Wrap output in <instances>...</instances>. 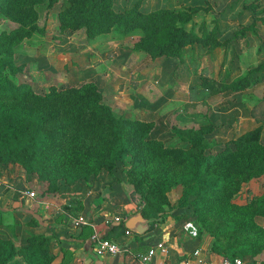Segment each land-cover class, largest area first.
Returning <instances> with one entry per match:
<instances>
[{
    "label": "rangeland",
    "instance_id": "rangeland-1",
    "mask_svg": "<svg viewBox=\"0 0 264 264\" xmlns=\"http://www.w3.org/2000/svg\"><path fill=\"white\" fill-rule=\"evenodd\" d=\"M69 1L16 6L0 0V59L19 68L15 75L2 68L0 77L14 87L27 83L36 95L63 92L51 100L0 92V180L33 201L13 216L0 208V239L17 252L8 264H29L21 252L37 249V235L49 238L46 251L58 256L53 263L74 264L38 222L35 199L77 209L88 187L121 177L140 210L191 226L204 261L213 253L236 254L264 264V0L109 1L124 16L137 6L144 15L194 9L184 27L207 45L185 46L180 60L152 58L138 46L140 27L124 32L115 22L96 35L84 26L63 27ZM168 31L164 25L160 33ZM261 124L262 147L236 149L237 138ZM10 126L19 129L17 139H8ZM37 129L43 134L38 151L30 140ZM191 130L203 133L212 154L225 147L246 153L221 157L194 181L186 160L197 153ZM124 135L132 151L111 164Z\"/></svg>",
    "mask_w": 264,
    "mask_h": 264
},
{
    "label": "trees",
    "instance_id": "trees-1",
    "mask_svg": "<svg viewBox=\"0 0 264 264\" xmlns=\"http://www.w3.org/2000/svg\"><path fill=\"white\" fill-rule=\"evenodd\" d=\"M110 0H70L69 8L65 10L62 14V26H84L88 31H91V34H100L107 32L110 26L117 22L118 24L123 23L125 25L124 32L133 30L137 27L141 28L143 35L141 36V41L138 44L144 51H146L152 58L157 56H167L180 60L182 57L183 48L187 45L194 43H201L207 45V40L203 37L198 36L193 31H188L185 29L184 25L189 23L193 17L194 9L186 8L183 10L174 11L168 8H161L151 13L144 15L138 11V6L135 9L130 10L124 16L121 13H115L109 6ZM52 3L53 0H14V5H32L39 3ZM133 14L134 17L129 19L130 15ZM145 20V21H141ZM169 26V31L167 34L160 33L163 26ZM244 32H241L240 36H244ZM1 53V52H0ZM7 57L0 59V72L2 68L8 67L9 73L15 75L19 68L15 67L13 64L5 60ZM3 74V73H2ZM0 84L5 86V89H1V93L6 94L8 97H35L39 100H51L63 97V92L56 91L55 89L51 90L48 93L43 95L33 94L28 91L29 85L27 83L22 84L21 87H14V82L12 79L7 78L6 75L0 77ZM248 84V83H247ZM246 84V85H247ZM80 89V88H79ZM240 89L239 86H235V90ZM77 88L69 89V91H76ZM264 100V96H263ZM43 119V118H40ZM263 129V124L257 126L256 128L249 130L239 136L237 139L240 140L236 149H244L248 145H254L255 147H262L258 142L259 135ZM8 139L15 138L19 136V129L13 126L8 128ZM190 137V143L193 147H197V153L186 157V160L189 162V165L192 168L191 177L194 181L200 179V175H204L207 170V167L210 164L218 161L221 157L228 155H241L246 153V151H234L230 148L225 147L222 151L215 152L214 154L206 151V146L203 141V133L201 131H192ZM31 147H37L42 145L43 134L39 129L36 132L33 131V134L30 137ZM4 142H7V139H4ZM132 151V147L129 144L128 137L126 135L119 136L116 144L112 149V161L117 159H122L123 156L128 152ZM264 155V153H263ZM244 165H249L248 161ZM110 167V166H109ZM143 216L146 218H154L153 225L164 220L160 216H151L147 214L144 210H141ZM38 224V223H37ZM152 227V225H151ZM126 228L123 225V222L111 227L110 231L106 235L108 239L114 240L121 235H125ZM43 236L37 235V239L41 238L40 242L37 243V249L33 250L30 254L26 255L25 252H21L26 256L27 262L29 264H40V256L44 253H47L45 248V243H48L49 238L47 235ZM63 250V256L66 252ZM17 254L14 247L8 246L7 241L0 239V264H8L9 261ZM44 257L45 264H52L53 260L58 256L54 253H51L50 250ZM219 255V254H218ZM229 258H238V255H221ZM56 257V258H55ZM65 257V256H64ZM53 264H64V263H53Z\"/></svg>",
    "mask_w": 264,
    "mask_h": 264
},
{
    "label": "crops",
    "instance_id": "crops-1",
    "mask_svg": "<svg viewBox=\"0 0 264 264\" xmlns=\"http://www.w3.org/2000/svg\"><path fill=\"white\" fill-rule=\"evenodd\" d=\"M132 191L133 189L128 187L126 180L122 177L111 182H99L84 191L78 203L79 207L75 209L76 205H74L72 210L70 208L73 204L65 202L60 205L61 203L54 201H48L47 204L44 197L37 196L35 199L37 202L34 201L37 205V220L45 230L55 234L60 241V248L71 253L68 258L71 257L74 264H86L88 259L87 264H127L130 254L144 253L157 242H163L167 246V253L164 256L157 253L151 264H176L183 260H190L191 264H200L199 260L204 261L202 256L204 251L200 248L194 231L189 230L191 226L173 215H167L163 221L154 224V228L149 227L142 235L131 233L114 239L125 247L126 252L115 256L97 257L90 246V235L94 232L107 235L111 227L115 226L104 223L106 215L112 214L126 219L133 211L140 210L135 205ZM32 204L33 201L22 195L17 187L0 180L1 210L13 216L21 211H29ZM72 212H76L75 215H72ZM78 215L85 216L88 225L73 227L72 219ZM196 248H200L201 253L195 259L190 256V253ZM221 257L213 253L209 256L208 262L220 264ZM243 262L258 264L257 259H249L247 256L243 257Z\"/></svg>",
    "mask_w": 264,
    "mask_h": 264
},
{
    "label": "built area",
    "instance_id": "built-area-1",
    "mask_svg": "<svg viewBox=\"0 0 264 264\" xmlns=\"http://www.w3.org/2000/svg\"><path fill=\"white\" fill-rule=\"evenodd\" d=\"M29 195H33L32 192H29ZM125 219L121 218L120 216L116 215H106L104 218V223L108 226L117 225L121 222H124ZM73 227H80L83 225H88V221L85 216L78 215L72 219L71 222ZM132 232L126 229V235L131 234ZM196 233L194 232V235ZM90 246L92 248L93 253L97 257H103L106 255L115 256L118 254H122L126 252L124 246L118 244L116 241L108 239L105 234H100L98 232H94L89 237ZM159 253L160 255L164 256L167 253V246L163 242H157L155 245L147 249L144 253H136L130 254V259L127 264H151L152 259L155 255ZM201 253L200 248L194 249L190 256L193 258H197ZM200 264H212L211 262H204L199 260ZM164 264V263H160ZM176 264H191L190 260H183L182 262H178ZM220 264H245L242 259L240 258H229L222 256L220 258Z\"/></svg>",
    "mask_w": 264,
    "mask_h": 264
},
{
    "label": "water",
    "instance_id": "water-1",
    "mask_svg": "<svg viewBox=\"0 0 264 264\" xmlns=\"http://www.w3.org/2000/svg\"><path fill=\"white\" fill-rule=\"evenodd\" d=\"M153 218H146L142 211H133L123 222L124 227L134 234L142 235L147 232ZM89 262H86V264Z\"/></svg>",
    "mask_w": 264,
    "mask_h": 264
}]
</instances>
